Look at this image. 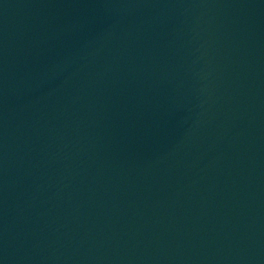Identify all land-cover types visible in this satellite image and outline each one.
<instances>
[{
	"label": "water",
	"instance_id": "95a60500",
	"mask_svg": "<svg viewBox=\"0 0 264 264\" xmlns=\"http://www.w3.org/2000/svg\"><path fill=\"white\" fill-rule=\"evenodd\" d=\"M0 264H264V0H0Z\"/></svg>",
	"mask_w": 264,
	"mask_h": 264
}]
</instances>
